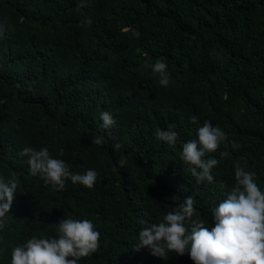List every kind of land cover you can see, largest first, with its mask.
<instances>
[{"label": "trees", "instance_id": "16d2710c", "mask_svg": "<svg viewBox=\"0 0 264 264\" xmlns=\"http://www.w3.org/2000/svg\"><path fill=\"white\" fill-rule=\"evenodd\" d=\"M0 26V175L18 180L0 225V264L33 235L55 236L68 216L100 232L99 248L80 264H193L187 253L165 260L135 250L145 222L193 195V219L213 226L236 162L264 189V0H0ZM157 58L168 66L167 86L145 67ZM102 110L116 119L110 130ZM205 120L240 147L210 154L220 161L214 181L196 184L180 153ZM170 126L175 146L157 135ZM25 146L54 156L62 149L73 172L96 168L95 186L69 180L52 189L29 172Z\"/></svg>", "mask_w": 264, "mask_h": 264}, {"label": "clouds", "instance_id": "9594fccd", "mask_svg": "<svg viewBox=\"0 0 264 264\" xmlns=\"http://www.w3.org/2000/svg\"><path fill=\"white\" fill-rule=\"evenodd\" d=\"M85 23H90V20ZM0 35H3L2 26ZM135 35L138 37L140 33ZM145 67L159 76L160 85L169 84L170 73L163 58H157L154 63L145 61ZM100 119L103 129L110 130L116 125L113 113L107 110L100 112ZM191 120L196 122L197 116H191ZM157 135L170 146L177 144L178 133L171 126L159 129ZM196 136L182 142L181 158L188 165L196 184L211 183L214 181L212 170L220 161L210 154L222 144H230L233 149H238L240 144L236 140L228 141L225 131L208 120L197 128ZM95 143H102V138L96 139ZM122 147L120 142L113 145L117 151ZM229 154L226 149L219 153L221 157ZM19 155L27 158L31 175L39 176L57 191L63 190L69 180L91 189L99 176L96 168L73 172L72 166L60 158L62 149L59 155L54 156L47 146H25ZM125 163L126 156L122 154L118 165ZM255 176V172L236 162L234 185L226 198L211 211L213 226L209 227L201 217L193 219L198 212L197 201L193 195H188L167 211L159 222H145L146 226L138 234L139 243L135 250L147 248L151 255L165 260L169 253L178 256L187 253L193 264H264V189L257 184ZM17 188V179L0 175V225L9 215ZM54 227L55 236L33 235L23 244L14 246L11 264H80V258L90 256L99 248L100 232L90 219L63 217Z\"/></svg>", "mask_w": 264, "mask_h": 264}]
</instances>
